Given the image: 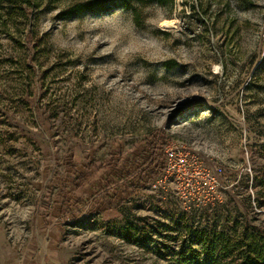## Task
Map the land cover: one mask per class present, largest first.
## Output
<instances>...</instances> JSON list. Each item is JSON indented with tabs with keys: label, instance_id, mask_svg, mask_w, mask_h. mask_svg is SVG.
Here are the masks:
<instances>
[{
	"label": "rangeland",
	"instance_id": "374dc122",
	"mask_svg": "<svg viewBox=\"0 0 264 264\" xmlns=\"http://www.w3.org/2000/svg\"><path fill=\"white\" fill-rule=\"evenodd\" d=\"M150 136L221 170L208 203L161 179L95 204L105 166ZM249 227L264 232V0H0V264H236Z\"/></svg>",
	"mask_w": 264,
	"mask_h": 264
},
{
	"label": "trees",
	"instance_id": "16d2710c",
	"mask_svg": "<svg viewBox=\"0 0 264 264\" xmlns=\"http://www.w3.org/2000/svg\"><path fill=\"white\" fill-rule=\"evenodd\" d=\"M163 2L164 0H158ZM97 6L91 1L84 2L71 9L67 14L78 13L85 10H94ZM31 37V38H30ZM34 38V37H33ZM32 35L25 37L26 41H32ZM39 40L35 41V46ZM167 139L148 137L142 139L137 149L124 158L125 162L118 166L117 162L108 163L106 172L97 181L96 205L105 207L107 203L120 201V204L138 194L141 189L154 180L164 176L168 168L165 148ZM115 163V164H113ZM122 201V202H121ZM241 243L237 245L241 257L234 258L236 264H264V232L254 231L251 227L240 233ZM197 252V251H196ZM206 258L214 260V252L205 251ZM200 259L195 257V264Z\"/></svg>",
	"mask_w": 264,
	"mask_h": 264
},
{
	"label": "built area",
	"instance_id": "2783aa9c",
	"mask_svg": "<svg viewBox=\"0 0 264 264\" xmlns=\"http://www.w3.org/2000/svg\"><path fill=\"white\" fill-rule=\"evenodd\" d=\"M168 168L161 179L175 182L185 202L206 204L218 191L221 170L213 171L204 160L184 142H170L165 149Z\"/></svg>",
	"mask_w": 264,
	"mask_h": 264
}]
</instances>
